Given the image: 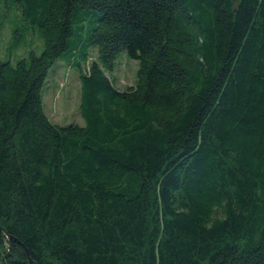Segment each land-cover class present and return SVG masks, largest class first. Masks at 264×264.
<instances>
[{
  "label": "trees",
  "instance_id": "16d2710c",
  "mask_svg": "<svg viewBox=\"0 0 264 264\" xmlns=\"http://www.w3.org/2000/svg\"><path fill=\"white\" fill-rule=\"evenodd\" d=\"M11 7L44 48L0 61V264H264V0ZM59 59L84 126L43 111Z\"/></svg>",
  "mask_w": 264,
  "mask_h": 264
},
{
  "label": "rangeland",
  "instance_id": "374dc122",
  "mask_svg": "<svg viewBox=\"0 0 264 264\" xmlns=\"http://www.w3.org/2000/svg\"><path fill=\"white\" fill-rule=\"evenodd\" d=\"M18 13L11 7V0H7L0 9V61H10L13 65L18 60L28 59L30 51L39 56L44 48L38 30ZM137 70L138 62L122 53L115 63V87L123 91L133 86ZM80 94L76 70L66 69L63 60H57L48 72L41 90L42 108L46 116L58 126H84L79 111Z\"/></svg>",
  "mask_w": 264,
  "mask_h": 264
},
{
  "label": "water",
  "instance_id": "95a60500",
  "mask_svg": "<svg viewBox=\"0 0 264 264\" xmlns=\"http://www.w3.org/2000/svg\"><path fill=\"white\" fill-rule=\"evenodd\" d=\"M2 231V230H1ZM2 232H4V231H2ZM28 261H29V264H34L30 259H29V257H28Z\"/></svg>",
  "mask_w": 264,
  "mask_h": 264
}]
</instances>
